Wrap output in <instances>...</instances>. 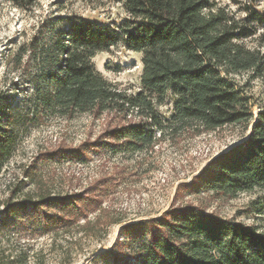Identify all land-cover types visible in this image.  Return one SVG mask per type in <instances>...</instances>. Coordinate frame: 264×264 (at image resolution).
Instances as JSON below:
<instances>
[{
	"label": "trees",
	"instance_id": "trees-1",
	"mask_svg": "<svg viewBox=\"0 0 264 264\" xmlns=\"http://www.w3.org/2000/svg\"><path fill=\"white\" fill-rule=\"evenodd\" d=\"M8 1L27 12L38 5L37 0ZM117 2L125 11L122 21L101 24L52 15L6 57L18 81L33 89L29 97L33 120L48 113L66 120L83 114L105 118L96 140L59 145L52 155L84 164L91 161V154L107 150L152 152L166 135L193 139L226 126H244L250 130L248 139L211 160L191 183L179 184L170 209L121 227L119 234L128 240L131 253L113 260L122 264H264V222H240L196 204L176 203L186 191L223 199L264 191V111L255 116L234 78L242 72L264 74V56L240 42L255 35V28L229 18L215 0ZM65 20L68 23L63 25ZM120 44L142 54V91L137 94L110 83L92 61L96 54ZM167 100L172 102V112L164 117L158 107ZM11 107L8 91L0 90V174L18 140ZM28 176L41 193L40 205L55 204L58 209L53 219L43 220L45 231L57 228L70 233L71 226L77 225L85 234L95 235L102 225L120 222L101 205L110 194L113 175L100 176L81 192L54 198L46 194L49 180L45 176ZM12 199L4 202L5 217L13 215L16 203ZM253 206L252 212L264 217V202L257 200ZM95 209L99 212L91 219Z\"/></svg>",
	"mask_w": 264,
	"mask_h": 264
},
{
	"label": "rangeland",
	"instance_id": "rangeland-1",
	"mask_svg": "<svg viewBox=\"0 0 264 264\" xmlns=\"http://www.w3.org/2000/svg\"><path fill=\"white\" fill-rule=\"evenodd\" d=\"M215 1L217 8L224 10L229 18L255 28V35L240 42L264 56V0ZM37 4L32 12H27L8 0H0V90L5 89L10 96L15 114L13 129L18 136L16 147L0 174V264H122L113 259H123L124 253L131 252L128 240L119 234L121 227L161 216L173 206L179 184L191 183L211 160L247 139L250 130L239 125L193 139L166 135L152 152L107 150L91 154V161L84 164L68 160L67 156L52 155L59 145L79 146L87 139L96 140L105 118L93 119L83 114L66 120L58 113H48L33 120L29 98L33 89L18 81V73L6 62L7 55L31 38L35 26L52 15L63 19L82 17L101 24L119 22L126 17L117 0H37ZM252 15H257L256 19L247 22ZM67 23L65 20L63 25ZM141 59L142 54L120 44L96 54L92 61L110 83L128 94H137L142 91ZM234 78L249 98L255 116L264 111V74L242 72ZM171 108L172 102L167 100L158 110L166 117L171 115ZM31 173H41L49 180L46 194L51 198L81 192L100 176L113 175L110 194L103 197L101 205L110 209L113 218L120 222L102 225L95 235L85 234L77 225L71 226L70 233L57 228V231H45L43 220L53 219L58 209L55 204L40 205L41 193L35 190L28 176ZM10 196L16 207L13 215L5 217L4 202ZM263 197L261 189L241 193L235 199L186 191L176 203L177 206L196 204L222 217L261 224L264 217L251 209L257 200L263 203ZM98 212L95 209L89 217L93 219Z\"/></svg>",
	"mask_w": 264,
	"mask_h": 264
},
{
	"label": "water",
	"instance_id": "water-1",
	"mask_svg": "<svg viewBox=\"0 0 264 264\" xmlns=\"http://www.w3.org/2000/svg\"><path fill=\"white\" fill-rule=\"evenodd\" d=\"M249 134H250V133H249ZM248 137H249V135L247 136V139H248ZM247 139H245V140H247ZM245 140H244V141H245Z\"/></svg>",
	"mask_w": 264,
	"mask_h": 264
}]
</instances>
